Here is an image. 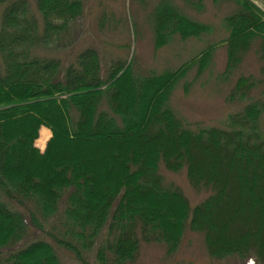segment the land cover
<instances>
[{"label": "trees", "instance_id": "obj_1", "mask_svg": "<svg viewBox=\"0 0 264 264\" xmlns=\"http://www.w3.org/2000/svg\"><path fill=\"white\" fill-rule=\"evenodd\" d=\"M231 1L237 9L224 20V74L257 41L263 78L240 76L228 100L244 101L257 87L259 99L223 128L192 131L167 102L192 67L198 74L207 67L215 45L175 71L140 79L125 63L103 76L92 49L62 68L59 60L32 53L69 30L84 0H36L41 30L26 0H0V256L20 245L0 264H61L57 246L82 264H129L139 236L163 244L169 256L186 229L203 235L214 259L252 254L264 264V11L252 0ZM209 30L163 3L155 48L174 35L185 40ZM41 127L51 131L43 153L34 146ZM160 164L171 172L185 168L189 183L210 195L191 208L179 189L162 185ZM58 214L63 231L51 235L57 246L28 241L29 225L45 233L43 223ZM93 250L95 261L88 263L81 251Z\"/></svg>", "mask_w": 264, "mask_h": 264}, {"label": "rangeland", "instance_id": "obj_2", "mask_svg": "<svg viewBox=\"0 0 264 264\" xmlns=\"http://www.w3.org/2000/svg\"><path fill=\"white\" fill-rule=\"evenodd\" d=\"M31 14L37 19L39 29L42 20L36 10V0H26ZM264 11V4L252 0ZM163 3L171 4L182 15L209 27V32L199 37L181 39L174 35L160 48H155L154 26L159 8ZM84 0L83 13L56 42L34 49L33 56L45 59H57L61 67L74 63L76 57L86 49L95 50L100 60L101 74L107 76L116 63H125L130 67L135 79L152 73L160 74L175 71L183 64L200 54L210 45H215L207 67L197 73V66L192 67L174 86L167 105L185 128L192 131L210 127H224L229 118L240 113L252 101L259 99L260 88L253 90L250 98L241 102H230L229 93L240 76H252L259 81L263 78V63L258 57V42H254L243 58L242 63L228 77L225 76L226 45L221 43L228 36L225 18L236 11L231 0ZM2 7H0V14ZM254 100H252V99ZM260 129L264 136V114L259 118ZM42 130L41 128L39 129ZM50 135L43 147L36 149L43 153ZM159 175L164 187L180 190L191 208L198 205L210 195L206 189H196L188 181L186 170L171 172L159 165ZM6 201V200H4ZM12 209L29 214L16 205L9 203ZM50 219L45 225V233L28 226V241L46 240L53 246L52 236L62 233L61 220ZM30 217V216H29ZM61 230L59 232L56 229ZM46 232H49L47 234ZM52 235V236H51ZM61 237V234H60ZM28 242V243H29ZM97 244V243H96ZM98 245V244H97ZM95 245V246H97ZM20 246V245H19ZM16 245L2 251L0 258L6 257L19 247ZM57 246V245H56ZM61 264H82L75 254L61 247H55ZM88 263H94L92 252H82ZM1 258V259H2ZM129 264H261L252 254L245 257L212 258L205 247L203 235L185 230L181 243L173 255H166V248L161 243H145L139 236V250L133 262Z\"/></svg>", "mask_w": 264, "mask_h": 264}, {"label": "bare ground", "instance_id": "obj_3", "mask_svg": "<svg viewBox=\"0 0 264 264\" xmlns=\"http://www.w3.org/2000/svg\"><path fill=\"white\" fill-rule=\"evenodd\" d=\"M49 138V134L47 131H45L44 129H42L40 131V137L39 139L36 141V145L39 147H43L45 141Z\"/></svg>", "mask_w": 264, "mask_h": 264}, {"label": "crops", "instance_id": "obj_4", "mask_svg": "<svg viewBox=\"0 0 264 264\" xmlns=\"http://www.w3.org/2000/svg\"><path fill=\"white\" fill-rule=\"evenodd\" d=\"M41 129H45V127H41ZM40 131V130H39ZM50 134V133H49ZM50 136V135H49Z\"/></svg>", "mask_w": 264, "mask_h": 264}]
</instances>
